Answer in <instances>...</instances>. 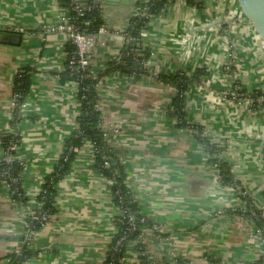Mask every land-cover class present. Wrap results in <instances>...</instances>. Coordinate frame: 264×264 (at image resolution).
<instances>
[{"label": "crops", "instance_id": "0c3cea01", "mask_svg": "<svg viewBox=\"0 0 264 264\" xmlns=\"http://www.w3.org/2000/svg\"><path fill=\"white\" fill-rule=\"evenodd\" d=\"M137 1H102L106 32L92 49L91 74L102 73L126 46L124 33ZM198 1L173 0L150 17L142 38L151 51L147 74L101 78L100 127L125 160L139 213L155 223L142 231L160 264L163 258L168 264L176 258L255 264L264 236L248 212L264 210V45L235 17L231 0ZM64 18L57 0H0V31L19 37L14 44L0 42V163L11 157L19 165L15 180L25 196H12L0 177V264H10V255L22 249L26 215L38 209L42 184L78 125L77 82L66 69L67 35L49 30ZM198 69L204 73L185 91L186 119L223 148L220 157L236 186L220 182L204 144L167 115L170 101L152 100L154 90L168 88L156 76H193ZM21 75L25 94L14 103V82ZM5 137L17 144L4 146ZM92 164V143L86 140L56 184V211L33 234L36 254L23 264L103 263L119 208L110 179ZM134 245L123 264H141Z\"/></svg>", "mask_w": 264, "mask_h": 264}, {"label": "trees", "instance_id": "16d2710c", "mask_svg": "<svg viewBox=\"0 0 264 264\" xmlns=\"http://www.w3.org/2000/svg\"><path fill=\"white\" fill-rule=\"evenodd\" d=\"M80 3L81 13L74 10L71 0H57L59 6L64 10L65 17L69 18V23L85 33H98L100 27H106V21L103 17L101 7L102 0H76ZM173 0H146L137 1L135 7L138 13L133 14L125 29L130 37L133 38L126 44L118 57L108 62L104 71L100 74H91L90 68L80 70L68 67L69 56L73 54L75 48L71 40L65 44L66 51V69L67 72L75 77L77 82V96L80 101V113L78 115V125L74 129L71 138L66 143V150L58 160L52 172L45 178L41 191L37 195V200L41 207L35 211L38 215L45 211L48 218H51L55 210L56 184L70 171L71 160L75 157L77 150L82 147L86 140L92 143L94 149L93 168L111 180V192L114 204L119 208V214L114 218L117 232L109 243L104 261L102 264H123L126 250L131 241H135L134 250L138 253L141 264H160L159 258L153 256L149 250L148 240L143 234V227H152L155 223L147 217L142 216L137 208L136 201L133 198L132 191L126 183V166L122 162V154L106 142L104 132L100 127L101 112L99 109L100 96L98 92V81L106 75L113 72H120L125 75L147 74V67L144 64L150 57V48L143 44L141 32L147 28L151 16L163 12L166 6ZM96 2V3H95ZM188 3H197L198 0H187ZM95 3V4H94ZM89 7V8H88ZM203 70H196L193 76L185 71L159 74L156 78L165 85L173 87L174 96L169 102L166 113L170 117L177 119V125L190 129L193 136L204 144V151L207 160L212 165H216L219 174V180L224 185H237L231 172L230 165L220 157L222 147L210 142L203 134L202 128L196 124H190L186 119V97L185 91L194 79L203 74ZM27 81L25 76L16 77L14 82L15 92L18 93V102L24 97ZM3 145H16V138H3ZM0 163V177L3 176L12 189V196L24 200L25 196L21 190L18 181L15 178L20 172V167L16 162ZM244 198L247 196L244 195ZM247 201V206L249 207ZM240 212V211H239ZM242 212V211H241ZM256 220L264 236V210H253L248 212ZM128 215L133 216V220H128ZM27 228L36 232L42 228L38 219L31 216L26 217ZM36 254L32 247V240L24 242L22 249L17 253L10 255V264H23L28 258ZM163 262L168 264L167 258ZM176 264H190L189 260L176 258ZM255 264H264V254Z\"/></svg>", "mask_w": 264, "mask_h": 264}, {"label": "built area", "instance_id": "2783aa9c", "mask_svg": "<svg viewBox=\"0 0 264 264\" xmlns=\"http://www.w3.org/2000/svg\"><path fill=\"white\" fill-rule=\"evenodd\" d=\"M72 3V7L74 10H77L79 13H81V9H80V3L77 2L76 0H71ZM96 3V2H95ZM94 3V4H95ZM234 7V6H233ZM89 8V7H88ZM235 10V8H234ZM138 13V8L136 7V12L134 14ZM235 17L239 20H241L240 16L237 14L236 10H235ZM50 31H56V30H61V31H65L66 35H67V40H71V43L73 44L75 50L73 52V54H71L69 56V60H68V67L71 69L73 68H78L82 71L87 70L90 68V58L92 55V49L96 44V41L98 39V36L100 33L102 32H106L105 27H100L99 28V34L98 33H85L80 31L79 29H77L76 27H74L73 25H71L69 23V18L65 17L63 20V23L59 24L56 27H51L49 28ZM145 30H143L141 32V38H143V36L145 35L144 33ZM125 37H126V41L127 43L130 42L131 40H133L132 37H130L127 33H124ZM147 61L144 63L146 65ZM102 82V79H100L98 81V87L100 86ZM163 84V83H160ZM165 85V84H163ZM167 87H169L168 85H165ZM234 94V93H233ZM18 93L14 94V103H16L17 97H18ZM94 149L93 145H92V150ZM6 161L11 162L12 158L8 157L6 158ZM125 160H122V162L124 163ZM214 167H216V165H213ZM218 179H219V174H218ZM109 182L111 183V180H109ZM246 203V202H244ZM41 207V203L39 202V207L38 209ZM243 211H245V209H243ZM35 211H30L28 212L27 216H31V218H35L38 219L42 226L44 224H46L49 220L48 215H46L45 211L40 212L38 215L34 214ZM26 219V218H25ZM128 220L132 221L133 220V216L132 215H128ZM25 227H26V241L32 240L33 234L34 232L30 231L27 228V224H26V220H25ZM262 254H264V250L262 252Z\"/></svg>", "mask_w": 264, "mask_h": 264}, {"label": "water", "instance_id": "95a60500", "mask_svg": "<svg viewBox=\"0 0 264 264\" xmlns=\"http://www.w3.org/2000/svg\"><path fill=\"white\" fill-rule=\"evenodd\" d=\"M115 2L119 0H102ZM131 0H122L123 3ZM232 4L240 16L241 20L248 24V26L255 33L257 39H259L264 45V0H231ZM14 39H18L19 37L14 36L10 32H2L0 31V42L11 43L14 44ZM155 97L152 99L155 102H159L160 100L171 101L174 96V88L168 87L164 90H154Z\"/></svg>", "mask_w": 264, "mask_h": 264}]
</instances>
